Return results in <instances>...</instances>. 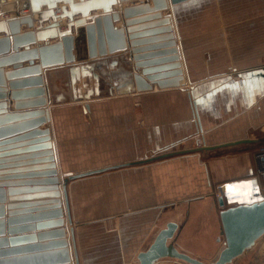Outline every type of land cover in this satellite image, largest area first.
<instances>
[{"label":"crops","instance_id":"0c3cea01","mask_svg":"<svg viewBox=\"0 0 264 264\" xmlns=\"http://www.w3.org/2000/svg\"><path fill=\"white\" fill-rule=\"evenodd\" d=\"M166 2L169 8L159 11L152 0H115L110 13L118 14L113 24L116 28L122 27L126 37L131 32L129 29L156 26L160 19L132 25H126L127 20L170 14L183 74L179 87L159 89L153 84L149 91L136 92L129 77L124 75L132 68V64L125 63L129 60L126 53L119 61L121 76L114 81L111 96L105 95L108 86L101 78L96 87L104 96L73 101L75 92L64 68L55 70L52 78L45 80L44 88L50 93L45 106L49 108L50 133L60 176L106 169L67 182L69 228L73 230L77 264H139L138 254L147 249L169 221L177 224L170 240L175 247L203 261H211L224 243L216 201L220 189L225 206H232L248 202L251 187L260 184L254 151L264 139V0H187L176 5L173 12L171 0ZM62 4L58 1L53 8L60 31L66 29L68 22L66 16L61 17ZM141 4H146L150 11L129 18L123 15V9ZM5 5L10 8H0V21L7 23L13 18L31 17V27L19 23L20 33L35 32L38 26L44 28L53 22L52 17L40 16L47 11L45 3L34 17L30 9H20L13 0H5ZM63 6L68 10L67 4ZM101 13L99 6L87 17ZM80 18L81 14L77 13L73 21ZM5 25V30H0V38L6 35L11 38L10 27ZM71 32L76 36L74 27ZM42 44L43 41H36L29 47ZM151 44L155 43L141 46L148 48ZM12 49L10 40L9 52L0 54V58L13 52ZM22 50V46L18 48ZM3 69L12 71V64L4 65ZM104 70L112 69L104 67ZM94 81L79 78L74 84L79 88L76 93L84 94V82L93 88ZM7 82L6 79V96L0 98V103L5 102L11 113L25 112L26 109L14 108ZM4 116L0 113V143L30 128L20 125L24 120ZM30 140L0 145V184L6 192L2 203L6 237L38 232L35 229L7 235L10 210L16 218L19 215L15 212L33 208L18 205L45 200L24 199V194L32 193L22 190L12 195L7 192L9 188L34 186L24 182L35 178L28 176L30 168L42 164L33 163L41 157H29L39 151L14 153L31 146L27 145ZM241 140L251 141L235 143ZM85 196L91 199L88 205L82 206L81 197ZM9 204L12 207L8 209ZM38 212L30 211V214ZM85 213H88L87 219ZM163 218H167L164 226L158 229ZM37 243L36 239L9 242L6 246L18 248ZM256 245L233 264L263 261L264 236ZM6 246H0V250L7 249L3 248ZM19 254L22 253L8 256ZM155 264L187 263L164 258Z\"/></svg>","mask_w":264,"mask_h":264},{"label":"water","instance_id":"95a60500","mask_svg":"<svg viewBox=\"0 0 264 264\" xmlns=\"http://www.w3.org/2000/svg\"><path fill=\"white\" fill-rule=\"evenodd\" d=\"M58 1L63 3L60 7L61 17L66 16L68 18L66 29L63 31L57 28L58 25L53 10ZM114 1L79 0L76 3L73 0L23 1L24 9H30L33 17L34 13L40 11V6L43 3L47 4V11L40 14V16L52 17L53 19V22L44 28L38 26L35 32H19V23H27L29 27L32 26V19L29 16L13 18L7 23L0 21V30H5V24H8L12 33L11 38L9 35L0 38V54L9 52L10 40H12L13 44V52L0 58V98L6 96L7 79L10 97L15 101L14 108L26 109L25 112L14 114L7 111L5 102H1L0 113L6 114L4 116L5 119L18 118L24 120L20 125L30 127L17 136L4 138L7 140L0 143V145L13 143L21 139H31L27 143V145L31 146L16 150L14 153L39 151L37 152L39 154L30 155L29 157H41L39 158L40 160L33 161V163H42L39 166L34 165L32 166L33 168H30L31 173L28 176L35 178L24 182L34 185L33 187L9 188L7 192L12 195L22 190L24 193H32L24 194L22 196L24 199H45L33 203L24 202L22 205H18L24 208H33L15 212L17 213L15 215H19L16 218L13 217L14 213L10 210L7 219V235L35 229L38 230L37 233L6 237L4 206L2 204L5 200L6 192L0 184V246H6L9 242L21 243V241L38 240L37 244L31 246L3 247L7 249L0 250V264H72V251L77 264L73 230L70 228L71 242L73 244V250L70 251L69 241L66 238V227L64 228V214L67 216L68 224L71 223L66 185L69 180L106 170L100 169L78 175L68 173L60 176L54 156L50 128L48 124L43 128H38L42 124L50 122L49 108L45 106L46 103H49L47 100L50 97V93H46L44 88L45 80H50L55 70L64 68L69 74V80L75 92L73 101H88L94 96L99 97L96 83L101 78L106 81L108 86L106 92L110 94L114 87V81L120 79L121 73L118 67L124 53L129 55V60H125V63L132 64L131 70L124 73V75L126 74L129 77L136 92L149 91L152 89L153 84H156L159 89L179 87V82L183 79L170 14L162 17L161 13H157L153 14V16H145V18L139 17L127 20L125 24L132 25L149 19H160L156 26L146 25L136 29H129L131 32L126 37L124 29L122 27L116 28L113 24L118 19L117 13H110V6ZM185 1L187 0H171L172 12L177 9L176 5ZM152 3L159 11L160 9L169 8L166 0H152ZM66 4L68 5V10L63 6ZM6 6L5 0H0V8L6 9ZM99 6L102 8L101 14L87 17L93 8L96 9ZM148 11H150V8L146 4H141L125 8L122 12L125 17L129 18L133 14L137 15ZM77 13L81 14V18L73 21V16ZM86 17L89 18L90 22H87ZM72 27L76 29V36H73L71 32ZM157 34L159 35L152 36ZM144 35L152 37L146 40L139 39ZM54 38H58V40L50 43L49 40ZM126 39L129 40L128 43ZM36 41H43L44 44L38 45L36 48H30V44ZM151 41L155 44H151L148 48L141 46L143 43ZM21 46L24 50L18 51ZM35 60H38V63H34ZM24 62H27V65H24ZM6 64H12L13 70L4 72L3 66ZM104 67H109L112 70H104ZM94 70H97V72H94ZM79 78H92L95 80L93 88H90V84L88 86L84 82L83 85L86 91L83 95L77 94L76 92H78L79 88L74 86L75 82L79 81ZM100 96L104 95L101 94ZM193 106L195 107V103H193ZM85 107L88 108V104ZM31 118L33 119L27 120ZM250 141L241 140L235 143ZM23 170L28 171L27 169ZM7 173L14 172L8 171ZM59 183H61L60 186ZM61 195L65 199V212L62 209ZM216 201L218 207H220V235L223 236L224 243L213 260L205 262L175 247L170 240L177 230V224L169 221L155 235L147 249L138 254L139 264H155L164 258L180 260L187 264H233L239 257L244 256L264 236V200L227 207L222 196H218ZM10 207H12V204L8 205V209ZM30 211L39 212L30 214ZM14 224L20 226L12 227ZM28 250L35 252L27 254ZM11 253L22 254L13 257L8 256Z\"/></svg>","mask_w":264,"mask_h":264},{"label":"built area","instance_id":"2783aa9c","mask_svg":"<svg viewBox=\"0 0 264 264\" xmlns=\"http://www.w3.org/2000/svg\"><path fill=\"white\" fill-rule=\"evenodd\" d=\"M254 160L256 163V173L260 179V184L251 187V193L249 194L248 202L264 200V141L256 149L254 153ZM219 196L223 197V192L221 189Z\"/></svg>","mask_w":264,"mask_h":264},{"label":"bare ground","instance_id":"6f19581e","mask_svg":"<svg viewBox=\"0 0 264 264\" xmlns=\"http://www.w3.org/2000/svg\"><path fill=\"white\" fill-rule=\"evenodd\" d=\"M23 1H28V0H13V4L14 5H18V7L20 8V9H24V7H23V5H22V3H23ZM43 28V27H42ZM36 31V30H35ZM175 37V36H174ZM176 47H177V45H176ZM177 50H178V48H177ZM180 84V83H179ZM180 86V85H179ZM44 87H45V84H44ZM46 90V89H45ZM48 101V100H47ZM48 104V103H47ZM50 125V123H48V126ZM49 128H50V126H49ZM50 132H51V130H50ZM60 178V177H59ZM60 189H61V187H60ZM62 191V190H61ZM250 193H251V190H250ZM61 201H62V209H63V211L65 212L66 211V204H65V199H64V197L61 195ZM64 228H65V231H66V238L68 239V241H69V248H70V251L71 250H73V244H72V242H71V231H70V228H69V224H68V220H67V216L65 217V214H64ZM71 257H72V259H71V263L72 264H76V262H75V259H74V256H73V251L71 252Z\"/></svg>","mask_w":264,"mask_h":264},{"label":"rangeland","instance_id":"374dc122","mask_svg":"<svg viewBox=\"0 0 264 264\" xmlns=\"http://www.w3.org/2000/svg\"><path fill=\"white\" fill-rule=\"evenodd\" d=\"M6 8L9 9V8H10V5H7ZM106 86H107V85H106ZM99 93H100V90H99V92H98V96L101 97V96H100L101 93H100V94H99ZM111 93H112V92H111ZM80 94L83 95V93H80ZM105 95H106V96H109L110 94H108V92H105ZM110 96H111V95H110ZM94 98H96V97L94 96V97L90 98V100H91V99H94ZM45 126H46V125H45ZM263 141H264V139H263ZM263 141H262V142H263ZM259 145H260V144H259ZM259 145H258V146H259ZM258 146H257V148H258ZM257 148H256V149H257ZM256 149H255V151H256ZM255 151H254V153H255ZM66 186H67V185H66ZM81 199H82V201H83V202H82V203H83L82 206H86V205H88V203H89V199H91V197H90V196H85V197H81ZM96 200H97L96 203L98 204V200H99V199L97 198V199H95V201H96ZM226 207H227V206H226ZM219 208H220V207H219ZM85 216H86V219H87V218H88V213H85ZM166 219H167V218H163V219L160 221V223H159L158 226H157L158 229L164 226V222H165ZM156 232H157V230H154V233H156ZM219 246H220V245H219ZM256 246H257V245H256ZM262 246H263V245H262ZM220 247H222V245H221ZM257 248H258V246H257ZM214 251H215V250H214ZM218 251H219V250H218ZM218 251L214 254V256H216V254L218 253ZM205 261H210V260H205ZM251 261H252V260H251ZM251 261H250V262H251ZM252 264H264V260H263V261H259V262H258V261H257V262L252 261Z\"/></svg>","mask_w":264,"mask_h":264}]
</instances>
